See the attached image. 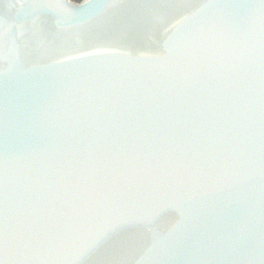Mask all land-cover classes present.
<instances>
[{
  "label": "water",
  "instance_id": "water-1",
  "mask_svg": "<svg viewBox=\"0 0 264 264\" xmlns=\"http://www.w3.org/2000/svg\"><path fill=\"white\" fill-rule=\"evenodd\" d=\"M0 264H264V0H0Z\"/></svg>",
  "mask_w": 264,
  "mask_h": 264
},
{
  "label": "trees",
  "instance_id": "trees-1",
  "mask_svg": "<svg viewBox=\"0 0 264 264\" xmlns=\"http://www.w3.org/2000/svg\"><path fill=\"white\" fill-rule=\"evenodd\" d=\"M74 1L80 2V1H82V0H74Z\"/></svg>",
  "mask_w": 264,
  "mask_h": 264
}]
</instances>
